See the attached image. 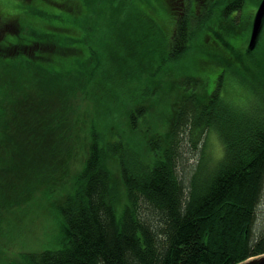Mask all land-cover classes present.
<instances>
[{
    "label": "trees",
    "instance_id": "trees-1",
    "mask_svg": "<svg viewBox=\"0 0 264 264\" xmlns=\"http://www.w3.org/2000/svg\"><path fill=\"white\" fill-rule=\"evenodd\" d=\"M115 1L20 0L8 11L0 1V65L4 67L6 59L23 55L39 63L62 66L49 72V86L52 82L60 88L59 97L50 105L38 93L22 97L21 107L17 106L18 92L13 99L0 98V151L10 140L19 138L16 146L24 156L40 155L25 161L21 158L22 162L0 155V184L9 177L2 185L6 191L0 190V202L6 196L9 203L5 199L3 202L7 207L23 201L39 184H54L67 175L74 145L66 104L73 82L79 78H71L72 65H76L77 74L82 67L85 72L88 64L94 71L109 67L101 56L80 60L84 55L78 45L82 24L88 17L95 22H112L111 6L115 4L116 15L121 10L116 3H124ZM164 1L144 0L151 10L157 8L163 13L155 24L144 11L145 31L149 32L146 35L144 31V50L146 46L148 50L144 51V69L132 80L138 85L153 71L144 78V88L127 99L122 97L125 101L121 103V93L112 88V78L121 79L124 90L129 81L122 74L106 78L105 89L112 92L103 102L112 112L120 102L125 122L123 126L108 124L114 125L110 127L113 140L102 142L93 133L75 193L58 207L65 230L61 247L23 253L15 264H239L264 254V231L257 235L253 231L264 193V38H259L252 52H246L252 19L261 0ZM23 21L29 22L28 27ZM10 24H14L15 32L7 36L6 30L2 31ZM53 29L67 36L48 32ZM23 34L30 40L25 41ZM157 34L160 38H155ZM53 49L56 53L52 54ZM198 49L208 58L193 66L204 70V77L174 79L179 61ZM53 55L74 59L66 68L64 61ZM225 72L236 75L241 86L248 84L247 89L257 96L256 102L245 98L241 105L227 98V93L221 97ZM208 74H215L213 80ZM62 78L68 82V92L60 87ZM161 83L168 88L163 99L157 98ZM208 83L213 86L207 90ZM145 85H151L157 99H150ZM5 86L2 83L0 88ZM161 102L167 107L163 117H158L168 129L163 134L158 132L159 125L158 129L151 123L144 125L146 107ZM16 106L30 121L19 123L13 117ZM187 126L196 139L201 134H215L223 154L207 169L200 168L209 160L202 155L205 161L200 160L185 183L179 177L183 162L177 147ZM144 149L148 153L146 161ZM110 162L115 167L111 168ZM14 169H21L17 184L7 175ZM201 170L206 173L201 174ZM22 189L25 196L18 193ZM120 195L125 199L122 206Z\"/></svg>",
    "mask_w": 264,
    "mask_h": 264
},
{
    "label": "rangeland",
    "instance_id": "rangeland-1",
    "mask_svg": "<svg viewBox=\"0 0 264 264\" xmlns=\"http://www.w3.org/2000/svg\"><path fill=\"white\" fill-rule=\"evenodd\" d=\"M3 8L7 11L9 10L12 4H18L20 0H0ZM119 1V0H116ZM115 1V2H116ZM124 3H120L121 10L119 13H116L115 4L111 6V19L114 24H105L103 22H95L94 19L88 17L83 21L82 29L80 32L78 45L84 50V55L81 56L80 60H88L89 58H96L101 56L103 59L107 60L108 66L105 70L94 71L90 64L88 69L84 72V67L80 69V73L77 74L76 65H72L73 71L71 72V78L78 79L73 82V85L69 91L66 111L70 116V139L74 145L73 150L68 158L69 169L67 175L61 181H56L54 184L43 183L39 184L38 187L33 188L27 194L23 201L16 203L13 207H7L3 202L5 199L8 202L6 196L2 200V205H0V264H15L18 263L21 258L20 255L23 253H38L46 250H57L61 247V242L65 236V230L63 226L62 215L58 211V207L63 205L68 196H72L75 193V184L77 176L82 171L86 157L88 146L91 142L93 133H97L99 136L97 140L107 141L113 140L111 137V126L108 125L113 122H117L121 126L125 122L124 113H120L119 108L121 103H124L126 97H131L132 95L138 93L139 88H144V78L149 76L151 73H148L142 77L140 84L135 85L132 83L134 77L141 74L140 72L144 69V31L146 25H144V11L145 15L148 18L155 20V24H158V21L161 19L163 13H161L157 8L152 9L145 3L144 0H123ZM154 1V0H149ZM163 2L164 0H158ZM165 2V1H164ZM163 2V3H164ZM153 4V2H151ZM178 3H176L177 5ZM160 5V4H159ZM164 5H162L163 7ZM165 7V6H164ZM252 8V6H251ZM113 10V12H112ZM124 10V11H123ZM21 11V9L19 10ZM160 12V13H159ZM97 17V15H96ZM124 20L123 25L117 23L118 20ZM24 27H28L24 21ZM2 31L9 34L15 32L14 24L7 25ZM52 26V25H51ZM152 26V25H151ZM154 26V25H153ZM152 29L157 31V27ZM92 27H95V30L92 32ZM51 28V27H50ZM52 34L57 37L67 36L63 32L57 30H49ZM88 34H87V32ZM10 32V33H9ZM146 32V31H145ZM171 32V31H170ZM168 30V34H170ZM91 34H93L91 38ZM146 35L149 32L145 33ZM91 38L89 41L87 36ZM10 37H12L10 35ZM23 39L30 40V37H26L24 34ZM159 35H155V38ZM264 38V27L261 33L260 38ZM160 38V37H159ZM88 40V42H86ZM160 42L159 40H157ZM38 50V48H37ZM60 49H58V52ZM29 52V51H28ZM33 53V51H30ZM56 53L53 49L52 52ZM77 53H79L77 51ZM80 54V53H79ZM185 60H180L178 68L174 72V79H179L181 76H202L205 74L204 70H200L193 65L201 60H207L208 56L203 54L202 51L198 49L192 53V55L187 56ZM54 59H58L60 62L64 61L66 68H69L68 61L72 62L74 57L70 56H61L56 57L53 55ZM111 64H110V62ZM2 63V61L0 60ZM4 62V67L0 65V87L2 83H5V88H0V98L4 100L5 98H15V92H18L17 106H23V98L27 97L28 94H40L41 97H44L47 103L50 105V102L54 101V98L59 97L60 88L51 82V87L48 84V81L51 79L49 72L61 68L62 66L49 63H39L33 59H26L23 55L19 58H8ZM33 65H32V64ZM6 67V68H5ZM109 68V69H108ZM221 69V68H218ZM224 69V67H222ZM104 71V72H103ZM84 72V73H83ZM43 73H48L43 74ZM83 73V74H82ZM117 74H122L129 82L127 88L125 89V84L121 79L115 77ZM225 78L222 82L220 94L221 97L230 98L233 102L243 105L246 101L243 100L248 98L247 101L256 102L257 96L247 89V85L241 86L239 78L230 74V72H225ZM38 76H44L43 78H38ZM88 76L92 77L88 80ZM115 77V78H112ZM209 80H213L215 74H208ZM64 78V77H63ZM61 79L62 82H59L60 87L63 91L68 92L69 85L68 82L64 79ZM106 78H112L114 80L112 87L115 92L121 94L118 95L119 99V108L115 107L116 104H113V107L116 108V112H112L108 104H105L104 96L110 97L111 90L107 91ZM105 79V80H104ZM70 80V79H69ZM230 80V81H229ZM89 81V82H88ZM95 87L92 89V85ZM103 84V85H102ZM162 84V83H161ZM157 84L158 93L157 98L167 97V90L163 84ZM102 85V86H101ZM147 92L151 94L150 99H157L150 91L151 85H145ZM212 84H207V90L212 88ZM100 89V90H99ZM237 92V93H236ZM31 95V94H30ZM173 93L170 94L169 100H173ZM37 99V98H36ZM65 100V97L62 98ZM127 99V98H126ZM9 100V99H8ZM132 102V101H131ZM97 103V104H96ZM147 104V102H146ZM156 105L157 107H155ZM152 104L146 107V117H144V125L151 123L154 124L153 128L158 129V132L163 134L168 130L165 125H163L162 113L167 109L165 102L159 104ZM16 106V107H17ZM16 109V112H13V117L25 121L29 120L25 115H20L21 109ZM45 109H47L45 107ZM162 111V112H161ZM159 117V118H158ZM30 121V120H29ZM12 131V127L10 128ZM95 130V131H93ZM13 132V131H12ZM19 136V135H18ZM150 138V136H148ZM111 138V139H110ZM19 138L10 140L6 149L0 151V155L5 157H13L15 160H20L23 158V161L31 159V157H40L39 154L35 155H26L24 152H20L16 146ZM178 153L180 154L183 166L181 167V172L179 173L180 179H183L185 183L190 179L192 172L199 166L200 160H203L202 155L209 157V160L206 159V163H202L200 168H209L215 160L221 158L223 154L222 144L220 143L218 137L213 133H208V135L201 134L198 139L195 138L190 126L186 127L185 132L182 133L180 143L178 144ZM148 157L147 151L144 149V161ZM22 162V161H21ZM10 166V165H9ZM14 166V165H13ZM110 167H115L113 162H110ZM113 175L117 178V172L113 168ZM204 170V169H203ZM202 171L201 174H205L206 171ZM21 169H14L8 171L7 175L18 183L20 180V174H17ZM3 175V174H1ZM14 175V176H13ZM9 178V177H8ZM8 178L3 179V182L0 184V190L6 191V186H2L5 181H8ZM8 182H5L7 184ZM20 196H25L23 189L18 192ZM29 196V197H28ZM125 202L123 195H120L119 204L122 206ZM9 203V202H8ZM254 233L257 235L259 231H264V193L260 201L259 207L256 213V221L253 227Z\"/></svg>",
    "mask_w": 264,
    "mask_h": 264
},
{
    "label": "water",
    "instance_id": "water-1",
    "mask_svg": "<svg viewBox=\"0 0 264 264\" xmlns=\"http://www.w3.org/2000/svg\"><path fill=\"white\" fill-rule=\"evenodd\" d=\"M264 27V0H261L254 13L249 39L246 45V52H252L258 44L261 32ZM239 264H264V254L249 258Z\"/></svg>",
    "mask_w": 264,
    "mask_h": 264
}]
</instances>
